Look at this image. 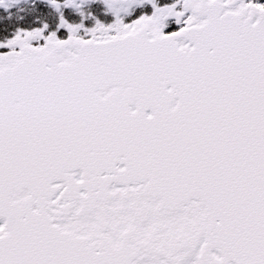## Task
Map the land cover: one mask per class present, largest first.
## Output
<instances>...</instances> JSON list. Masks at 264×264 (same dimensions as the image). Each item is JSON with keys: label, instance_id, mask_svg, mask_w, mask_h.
<instances>
[{"label": "snow or ice", "instance_id": "6c2138e0", "mask_svg": "<svg viewBox=\"0 0 264 264\" xmlns=\"http://www.w3.org/2000/svg\"><path fill=\"white\" fill-rule=\"evenodd\" d=\"M0 264H264V0H0Z\"/></svg>", "mask_w": 264, "mask_h": 264}]
</instances>
